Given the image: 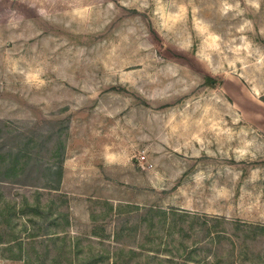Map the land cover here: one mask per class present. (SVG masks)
Masks as SVG:
<instances>
[{"label":"rangeland","instance_id":"obj_1","mask_svg":"<svg viewBox=\"0 0 264 264\" xmlns=\"http://www.w3.org/2000/svg\"><path fill=\"white\" fill-rule=\"evenodd\" d=\"M0 209L23 264H175L203 221L228 264L222 222L264 224V0H0Z\"/></svg>","mask_w":264,"mask_h":264},{"label":"trees","instance_id":"obj_2","mask_svg":"<svg viewBox=\"0 0 264 264\" xmlns=\"http://www.w3.org/2000/svg\"><path fill=\"white\" fill-rule=\"evenodd\" d=\"M13 210H14L13 207H9V212L7 214L9 215L10 213L13 212ZM2 213L3 212L0 209V219L2 217ZM10 216L11 215H9V217ZM6 220L11 221V218L9 219L7 216ZM202 223L204 226L203 240L206 243V245L208 246L210 241H212V238L210 237L211 236V230L206 225L207 221H203ZM222 225H223L222 230L220 232L215 233L216 234L215 236L219 242L227 240L230 243L231 247L229 249V253L227 255H225L228 264H242L244 261H246L248 259V257L251 256L250 253H248L249 248L247 245V240L251 241V240H256V238H258V237H264V224H246V223H242V222H236L232 226L233 227L232 230H233V234H235L234 236L236 238V242H235V240H232L230 238L231 235L226 232L225 226L229 225V224L224 223V221H223ZM191 229H192V227H191ZM237 233H239L240 235L237 236ZM116 235L118 236V232L116 233ZM197 244H198V242L194 243L191 247L190 246L189 247L183 246L184 247L183 251H182L183 253H181L177 256L179 261H177L175 264H198L199 262H201L202 264H208V260H209L208 254L210 253V251H208V253H206L205 252L206 245H204L203 247H197L198 246ZM187 248H189V250H187ZM235 250H237V251H235ZM196 252H198V253L202 252L205 255L203 257H200L199 254L196 255ZM129 253H132V252H129ZM72 260H73V258H72ZM91 260H93L92 263H91V261H89V263H87V264H94L96 262V260L93 258ZM221 260L217 259L216 262L222 263ZM68 264H73V262L71 260H69Z\"/></svg>","mask_w":264,"mask_h":264},{"label":"crops","instance_id":"obj_3","mask_svg":"<svg viewBox=\"0 0 264 264\" xmlns=\"http://www.w3.org/2000/svg\"><path fill=\"white\" fill-rule=\"evenodd\" d=\"M29 222L32 223V221ZM31 226L33 227V224ZM27 232H29V229H27ZM33 237L36 238V234L33 235V233L30 231V235L29 236L26 235V238H18V237L12 238V239H8L9 242L6 243L3 242L4 240H0V252L1 250L3 251L6 250L7 248L8 251L14 250L13 253L11 252L8 253L7 257H5L4 259H8V260L13 259L17 263L18 261L21 262V264L25 263V258L28 257V254H27V250L24 248L25 246L24 241L25 242L32 241Z\"/></svg>","mask_w":264,"mask_h":264}]
</instances>
